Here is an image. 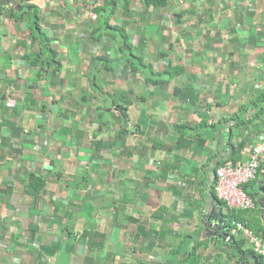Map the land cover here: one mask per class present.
<instances>
[{"label": "crops", "instance_id": "crops-1", "mask_svg": "<svg viewBox=\"0 0 264 264\" xmlns=\"http://www.w3.org/2000/svg\"><path fill=\"white\" fill-rule=\"evenodd\" d=\"M179 1L165 10L152 8L146 14L140 0L135 3L133 0L131 18L124 22L127 25L131 20L136 24L135 29L128 28V33H137L132 43L145 49L137 50L139 56L148 50L149 35L163 29L153 19L163 21L174 15V23L185 32L187 57L181 65L186 72L166 88L156 86L155 116L142 112L148 121L156 117V127L148 126L151 131L147 133L149 140L156 132L153 136L156 151H149L155 153L148 156L139 149L135 154L129 153L127 144L118 151L104 148L93 155L91 124L89 119L81 121L86 109L75 102L66 105L72 115L69 121L54 127L49 119V113L58 108L55 101L64 100L66 93L75 90L87 93L92 89L88 77L94 45L90 38L92 25L86 19L88 9L103 5L102 0H0V154L4 155L0 158V189L4 191L0 194V264H102L109 253L116 256L118 263L137 264L136 261L148 256L143 253L146 251L138 242V235L144 232L152 235L156 231L151 236L156 245L150 251L162 257L159 241L178 237L184 223L192 234L199 231L198 224L202 225L204 240L216 238L206 222L212 216L220 219V212L209 198L214 196L215 169L234 154V147L238 148L241 142L234 139L230 147L221 141L220 147L216 140L235 125L225 119L238 113L242 106L249 103V113L264 106V100L260 99L257 105L251 103L264 95V0H185L183 9ZM27 3L38 6L42 30L59 53L52 68L41 71L42 76L27 59L41 53L42 47L31 33L30 17L26 15L20 21L11 17L12 13L21 14V6ZM182 13L183 18L179 19L177 15ZM194 16L198 23L184 22V18ZM142 38L146 39L144 44ZM197 45L202 49L194 54ZM211 46L216 56L209 54ZM81 54L89 57L84 64L89 63L79 72ZM42 58L39 56L41 65ZM128 76L119 77L121 80L117 81L121 84L117 89L108 85L107 92L128 90L122 87L123 81L131 78ZM138 103L134 104L137 108L146 102ZM203 121L206 127L217 126L205 131L214 135L213 139L201 138L196 131L199 128L204 132L199 126ZM124 124L128 127V121L124 120ZM260 131L250 138L249 147L262 141ZM57 134L65 140L57 139ZM103 140L108 141L106 137ZM249 147L243 151L245 159ZM87 154L88 160L81 163L79 160ZM81 165L93 166L89 187L80 192L85 194L82 200L71 196L75 190L68 183ZM61 169L67 172L57 179L50 177L46 192L38 199L29 195L21 182L28 172L41 171L48 176L52 170L58 174ZM155 172L156 183L148 180ZM132 184L137 185L136 194L128 195L134 189L129 187ZM246 190L258 205L252 210L264 217V154L258 177ZM147 198L156 201V205ZM88 201L93 206H88ZM130 217L148 221V228L141 234L133 223L126 230L121 229L120 225L128 224ZM142 222L140 225L144 226ZM86 233L84 240L82 236ZM52 244L59 246V251L54 253L45 248ZM218 244L217 241L209 244L206 252ZM219 250L220 257L228 251L223 245ZM86 258H92V262Z\"/></svg>", "mask_w": 264, "mask_h": 264}, {"label": "trees", "instance_id": "trees-1", "mask_svg": "<svg viewBox=\"0 0 264 264\" xmlns=\"http://www.w3.org/2000/svg\"><path fill=\"white\" fill-rule=\"evenodd\" d=\"M33 2L34 0H22V2ZM176 0H140V3L142 5V8L144 12L147 14L150 9H156V10H165L168 6L171 7L174 5ZM133 0H102L101 6L98 7H91L88 9V17L91 18L90 24L92 25V31H91V42L93 45L99 44L101 41L103 42L102 45L105 46V49L110 50V46L113 44L118 45L119 51L123 53V56L119 59L113 60L110 59L107 55H92L90 66H89V72L90 76L88 77L89 83L92 87L87 93H83L79 96V101H75L76 104L86 109L85 116L87 119H89V122L91 124L92 128V136L90 137V145L92 146V154H96L97 151L103 150L104 148H109L110 150L113 149H119L122 148L124 143L123 139H126L129 136V133L125 129L126 124H124V120L129 121L130 117L128 114V106L134 105L135 102H146L147 96H136L135 102L132 99V96L134 93L131 89L124 90V91H116L114 93L107 92L105 90V86L107 85L106 82L113 81V80H121L119 77L122 75H128L129 74H135L136 72H142L141 70H145L149 68L148 73L151 75L146 76L145 71L144 73V84L148 88H152V91L148 93L150 97L156 98V86L157 88H166L169 86V84L176 80L178 76L183 75L186 72V69L184 65L181 64H173L171 61L168 62V56L165 53L160 54L159 56L164 59L163 61L168 62L167 65L164 66V69L161 72H157L152 64L148 65L146 64L144 55H136L134 53L133 46L131 40H130V34L128 33V26L130 25V22H126V19L131 18L130 13L131 6L133 5ZM23 11L21 14L17 16L16 13H12L11 17L15 18L16 20L20 21L24 19V16L28 15L31 19L33 16V26L31 27V33L33 34L34 39L42 45L41 47V53H37L35 55H29L27 56V59L32 61V68L38 69L39 75L42 76L43 70L46 68H52L53 63L56 62L57 57L59 55L58 51L53 49L51 47V39L47 37V35L44 33L41 27V17L39 15V8L35 4L27 3L26 6L22 5ZM168 7V8H169ZM28 8H31L29 11ZM26 10V11H25ZM123 12L124 15L120 16L119 14ZM129 14V16L127 15ZM87 17V18H88ZM179 19L183 18V13L177 15ZM125 18V20H124ZM120 38L122 41H120ZM163 38V35H162ZM141 42L144 44L146 39L142 38L140 39ZM116 48V47H115ZM141 48V47H139ZM136 48L139 51L145 50V49H139ZM215 49L211 46L209 47V54L215 55ZM117 54L119 55L118 49L116 48ZM34 56V57H33ZM39 56L43 57V65L39 62ZM216 56V55H215ZM137 61V62H135ZM144 62V63H143ZM101 65L102 68L99 66ZM139 65H142V69L139 67ZM148 65V66H147ZM60 69V68H59ZM58 69V70H59ZM54 71L57 72L56 69L53 68ZM55 72V73H56ZM152 74H154L152 76ZM106 91V92H105ZM128 92V95L126 94ZM264 100V95L255 98L251 103L254 105H257V100ZM109 102L111 105V108H107L105 103ZM118 108V109H117ZM251 107L249 106V103L245 106H242L238 113H234L233 116L225 119L226 122L234 121L235 125H232L229 127V131L222 136H220L219 140H216L218 145L221 147V141H226L228 146H232L234 139H237L241 142H239L238 148L234 147V154L230 156L227 160L222 161L220 165L216 167V169L219 166H222L227 161H234L238 163H244L251 159V153L252 149L257 145L251 144L250 138L254 137L256 134L255 132L260 131V135L258 136H264V127L262 129V126L264 125V106H260L256 111L253 113H249V109ZM117 110V111H115ZM114 112H116L117 118L114 116ZM90 114H93V117H89ZM107 115H109L111 118H108ZM92 116V115H91ZM151 118V117H150ZM139 125V123H138ZM206 122L203 121L199 126L204 128V132H202L199 128L196 129L199 136L204 139H213L214 135L208 134L206 129H210L213 127V130L217 127L209 126L206 127ZM126 128H128L126 126ZM103 130V131H101ZM104 137H106L105 141L103 140ZM228 141V142H227ZM226 143L224 145H226ZM119 144L121 145L119 147ZM202 145V144H201ZM200 145V146H201ZM155 147V146H154ZM248 149L247 151V159L243 157V151L244 149ZM238 152V153H236ZM4 155L0 154V158L2 159ZM243 157V158H242ZM0 159V180L2 178V160ZM104 164V163H103ZM103 164H100L102 170H104ZM215 169V171H216ZM71 171V170H70ZM64 172H67V169H61V171L57 174V176H54L56 179L57 177L62 176ZM54 174V171H51V174L46 176L41 171H33L28 172L24 176V179H21V182L26 186V191L29 195H31L34 198H40L43 193L46 192V185L48 184V181L50 177H52ZM75 176L71 177L68 181L69 184H71L72 187H78L76 186V181L73 180ZM215 177V173H214ZM83 188L78 187L79 190H83L84 188L89 187V177L83 179ZM214 184H215V178H214ZM213 184V185H214ZM251 184V183H250ZM249 185V184H248ZM248 185L244 186V190L247 192L246 188ZM11 190V189H10ZM214 191V186H213ZM3 190L0 189V194H3ZM13 192V190H11ZM90 193V197H91ZM250 196H253L252 194L248 193ZM87 195V194H86ZM82 196V195H81ZM214 196L215 192H214ZM81 199V198H80ZM79 199V200H80ZM216 200L221 204L222 210L220 212V219L224 221L227 230L225 238H230L231 241H223L219 238H215L213 240L202 239V225H199V231L196 233L195 239L201 240L198 249L201 252V254L205 253V250L209 248V244L214 243L217 241L218 243L223 244L228 248L229 251H227L226 257L227 262L235 261L234 264H255L251 258H248L249 256H256L262 264H264V261L261 259L260 256H258L254 249L249 245V241L245 238V236L241 233L232 234V230H235L233 227L241 224L245 228H248L252 231H254L258 236H261L264 239V223L262 222L259 211H237V210H230L226 204L216 197ZM92 206V205H91ZM258 207V205H257ZM224 209H226V213L224 212ZM113 211V210H112ZM116 213V212H114ZM149 220V219H148ZM155 220V219H153ZM145 221V223L142 222L144 226L140 225V222ZM148 221L143 219H135L133 217L129 218V223L124 225H120L121 229L126 230L132 223L136 225V230L142 233V230L148 228ZM151 232L145 234V232L141 235H138L139 240H142L140 242L143 246V250L146 252L143 253H149L151 252V248L156 245L152 242L151 239ZM86 234L82 236L84 240H86ZM142 237V238H141ZM138 240V242H139ZM85 245V244H84ZM166 246V245H165ZM74 247H77L76 245ZM45 248L49 250H53V252L59 251L60 247H56L55 245L46 246ZM95 250V247L93 248ZM198 255L199 259L200 255ZM115 255L109 253L102 264H131L129 262H119L115 261ZM87 262H92V258H86ZM137 264H151V263H145L142 261H138ZM152 264H196V262H190L189 256L186 255L183 256H175L173 255L171 258H166L164 260H156V263ZM197 264H226L221 261V257H216L213 260L206 262H198Z\"/></svg>", "mask_w": 264, "mask_h": 264}, {"label": "rangeland", "instance_id": "rangeland-1", "mask_svg": "<svg viewBox=\"0 0 264 264\" xmlns=\"http://www.w3.org/2000/svg\"><path fill=\"white\" fill-rule=\"evenodd\" d=\"M136 1L137 0H134V3ZM178 3L180 4L181 9H183V7L185 6L186 1L185 0H180ZM29 9H31V8H28V10ZM175 20H176V18H175L174 15L171 16V19L167 18L166 20H163V21L162 20L160 21L157 18L153 19V21L156 22V25L158 27H160V28H163V29H156V32L153 33V36L149 35V37H151V38L148 40V44H147V47H146V49H148V50L144 53V56L146 58V60H145L146 64H148V65L152 64L157 72H161L164 69V66L167 65L169 61H171L173 64H175V61H176L177 64H181L184 61V59L187 57V51H186L187 49L185 48V43L186 42L183 39L185 32H184V29H182L180 26H178V25H176L174 23ZM30 21H31V24L33 26V21H34L33 20V16L31 17ZM86 21L90 22L91 18L88 17L86 19ZM188 21L190 23H198L199 22L197 20V16H194L191 19H186V20L184 18V22H188ZM129 22H130V26L127 27V28H132V30L135 29L136 28L135 22L131 21V20ZM157 26H156V28H157ZM136 34L137 33H134V32H132L130 34V36L132 35L131 36L132 37V41L131 42H133V40L134 41L136 40L135 39V35ZM162 35H163L164 39H162ZM120 41H122L121 38H120ZM133 46H134V44H133ZM111 47H112L111 50H106L104 45L97 44V45L94 46V49H91V52L94 55H98V53H100L101 56L102 55H107L108 57H110V59H113V60L119 59V58H121L123 56V53L119 51V48H118L119 46L118 45L113 44ZM115 47L118 49L119 55L117 54V51H116ZM55 48H58V47L55 46ZM136 48H139V46H136ZM132 49H134V53L136 55H138L137 54V49H135V47H133ZM201 49H202L201 45H197V47L194 49L193 53L194 54H196L197 52L199 53V51ZM56 50H58V49H56ZM153 50L155 52H153ZM67 53H68V50H67ZM162 53H165L166 55H169L168 56V59H169L168 62H167V60L163 61L164 59H162L159 56ZM81 57L83 59H81L80 64H78L79 72L84 71L83 69L85 68V64L89 63V62H87V63L84 64V62H83L84 59L87 58V60H88V58H89L86 54H83V55L81 54ZM135 62H137V61H135ZM139 67L142 69L143 66L139 65ZM145 68H146L145 70L143 69L141 71L142 72L145 71L146 76L151 75L150 73H148L149 68H147V67H145ZM214 68H215V66H214ZM142 72H136L135 74H132V75L129 74V76H128V73H127L128 78H130V75H131V78L130 79H126V80L123 81L124 86H122V87L124 89H131L132 92L134 93V95L132 96V99H135L136 96H147L146 97L147 98L146 99V103H140V107L139 108H137L135 105L128 106L129 107L128 108V114H129L130 120L128 121V128L125 127L124 130H127L131 137L128 140L123 139L124 140L123 143L127 144L126 151H129V153L135 154L136 152H138L137 149H139V151L147 153L148 156H149V154L155 153V152L148 153L149 151H156V138L154 139V137H153V136H156V132H154V134L152 135L153 138L151 136H149V138H148L149 140H147V133L151 131L150 128H148V126L156 127V119H155L156 117H154V119H152L151 121H148V119L145 118V114H142V112L145 111L146 114L155 116L156 115V106H155L156 98L150 97L148 95V93L150 91H152V88H148L144 84V75L145 74L142 73ZM153 75L154 74H152V76ZM106 84H107L105 86L106 90H110L108 85L112 84V88L113 89H117V87L121 84V82L117 81L115 79L113 81H109L108 80V82H106ZM70 93H72V92L69 91V93H66L64 95L65 96L64 100H59L57 102L55 101L56 105H58V108L55 111V113H51V112L49 113V119H50V121H53V126L54 127H58L60 125V122H65V121H69L70 120L72 115L68 111V107L66 105L67 104H72L75 101H79V96L83 94L81 92V90L73 91L71 96L69 95ZM80 93H82V94H80ZM126 94L128 95V93H126ZM59 95L60 94H58V96ZM133 101L135 102V100H133ZM134 104L138 105L139 103L135 102ZM105 105H106L107 108H109V109L111 108V105L109 104V102H106ZM154 106H155V109L153 110ZM83 114H85V113H83ZM116 115H117L116 112H114V116L117 118ZM81 116H82V113H80V117ZM87 117L85 116L84 119L81 118V121L85 122L87 120ZM107 117L111 118L109 115H107ZM137 122L139 123V125H138ZM145 125H147L146 128H145ZM75 129L79 130L77 127ZM88 129L90 130V127ZM67 131H68V129H67ZM101 131H103V130H101ZM89 135L92 136V131H91V133ZM56 137H57V139H62L63 138L65 140L64 136L60 137L59 134H57ZM140 144H142V146H140ZM120 146L121 145L119 144V147ZM114 151H118V149H115ZM83 152L86 153V151H83ZM89 156H90V154H87L86 157H82L79 161L81 163L82 162H86L88 160ZM127 156H130V155H127ZM123 161H124V159H123ZM81 166L82 167L80 168V170L78 169V173H76V175L73 178V180L76 181V183H75L76 186H78L80 188H83V186H82L83 185V183H82L83 179L84 178L86 179L88 177L90 178V176H91L90 174L92 173V172H90V170L93 168V166H91V165H89V167H87L86 165H81ZM60 171L61 170H58L57 172L59 173ZM74 173H75V171H74ZM53 176H57V174L54 173ZM130 178H135V177L130 176ZM148 180H150L151 182L156 183V172L153 173L152 176H149ZM78 187H72V189H74L75 192H73V194L71 196L72 197L76 196L77 198H81V200H82V199L85 198V194L82 193V196H81L80 195L81 190H79ZM129 187L130 188L134 187V189L132 191H129L128 195L136 194V190L135 189L137 188V185L136 184H134V185L132 184ZM148 192L150 193L151 190L148 191ZM155 198H156V195H155ZM129 201L132 202V203L134 202L133 199H129ZM147 201L149 203L153 204V205H156V201H151L149 198H147ZM88 202H90V204H88V206H91V205L93 206V203L91 201H88ZM144 202H145V200H144ZM109 203H110V201H109ZM96 210L97 209L95 207V212H96ZM109 213L112 214L113 211L109 210ZM262 214H263V212H262ZM259 216H261V215H259ZM260 218H261V220L263 222L264 221V217L262 216ZM82 226H78V227H82ZM186 227H187V223H184V225H183L184 229L181 230L178 233V237H171V238L165 237L163 240L159 241L160 244H161L160 248L162 250V252H161V256L162 257L156 256V251H155L154 254H152V252H153L152 251L151 253H148V256L146 255L145 257H143L140 260H142V262L151 263L152 264L154 262L156 263V258H163L164 257V258L168 259V258H171L173 255L178 256V257H180V256L185 257L186 255H188L190 262L198 263V262H202L204 260L206 262H209V261L213 260L214 258H216L217 256L220 257L221 251L219 249L222 247L221 243H219L218 245H215L213 250H209L208 252H206V250H205V253L201 254L202 251H200L197 248L201 240H197L194 237V236H196L197 231L193 232V234H192L191 233L192 229L189 228V227H187V228ZM198 228H199V225H198ZM233 228L235 230H237L238 233H240V234L242 233L244 235V232L240 230L238 225L234 226ZM252 232L255 233L254 231H252ZM155 235H156V231H154L151 236H155ZM139 242H142V240H139ZM114 244L117 245V241L116 240H114ZM165 245H167V246H165ZM224 247H225V250H228V248L226 246H224ZM155 249H156V247H155ZM215 252H217V253L214 254ZM199 254H201L199 256L200 258L197 259ZM135 259H138V257L135 258ZM221 261L229 263V264H234L235 263V261L227 262L226 255L221 257ZM136 263H138V262L136 261Z\"/></svg>", "mask_w": 264, "mask_h": 264}, {"label": "built area", "instance_id": "built-area-1", "mask_svg": "<svg viewBox=\"0 0 264 264\" xmlns=\"http://www.w3.org/2000/svg\"><path fill=\"white\" fill-rule=\"evenodd\" d=\"M263 154L264 136L262 141L252 149L250 160L244 163L227 161L216 169L215 195L230 210L248 211L254 208V201L245 192L244 186L256 178ZM238 227L244 232L249 245L253 247L255 253L264 259V239L251 230L244 228L241 224H238Z\"/></svg>", "mask_w": 264, "mask_h": 264}, {"label": "water", "instance_id": "water-1", "mask_svg": "<svg viewBox=\"0 0 264 264\" xmlns=\"http://www.w3.org/2000/svg\"><path fill=\"white\" fill-rule=\"evenodd\" d=\"M31 10V9H29ZM209 198L211 201H213L214 205L216 206V209L221 212L222 206L221 204L216 200V198L212 195H209ZM261 202V200L259 201ZM209 211L206 210V213ZM264 214V211H262ZM207 222V228L212 236L217 237L221 240L228 241L229 238H225L227 227L225 226L223 220H220L218 216H212V218H208ZM216 222V226H213V224ZM205 228V227H204ZM206 228V232H208ZM231 240V239H230ZM248 258H251L255 262V264H262L260 260L256 256H249Z\"/></svg>", "mask_w": 264, "mask_h": 264}, {"label": "clouds", "instance_id": "clouds-1", "mask_svg": "<svg viewBox=\"0 0 264 264\" xmlns=\"http://www.w3.org/2000/svg\"><path fill=\"white\" fill-rule=\"evenodd\" d=\"M261 161V160H260ZM259 170H260V167H259ZM258 174H259V171H258V173H257V176H256V178L252 181V182H254L256 179H257V177H258ZM252 182H250V183H252ZM249 183V184H250ZM246 192V191H245ZM247 194H248V192H246ZM249 195V194H248ZM250 196V195H249ZM252 199H253V196H250ZM253 201H254V199H253ZM257 204H255V201H254V206H256ZM238 211V210H237ZM221 220V219H220ZM224 222V221H223ZM225 224V223H224ZM213 226H216V223H214L213 224ZM226 226V225H225ZM234 231H237V230H232V234H234ZM236 235H237V233H236ZM258 236V235H257ZM217 238V237H216ZM228 241H231L230 240V238H229V240ZM223 245V244H222ZM224 246V245H223ZM252 247V246H251ZM253 248V247H252ZM263 261H264V259L263 258H261Z\"/></svg>", "mask_w": 264, "mask_h": 264}]
</instances>
